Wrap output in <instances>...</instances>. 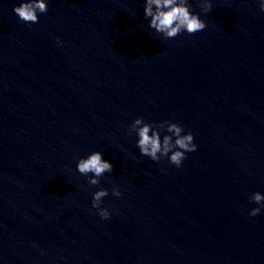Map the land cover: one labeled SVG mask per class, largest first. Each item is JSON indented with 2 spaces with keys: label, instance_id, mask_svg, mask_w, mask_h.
I'll return each mask as SVG.
<instances>
[{
  "label": "water",
  "instance_id": "obj_1",
  "mask_svg": "<svg viewBox=\"0 0 264 264\" xmlns=\"http://www.w3.org/2000/svg\"><path fill=\"white\" fill-rule=\"evenodd\" d=\"M18 3L0 0V264H264V210L248 216L264 193L254 0H212L204 30L167 40L143 0H48L35 24ZM136 117L178 123L196 150L179 168L140 156ZM91 151L113 166L97 185L75 170Z\"/></svg>",
  "mask_w": 264,
  "mask_h": 264
},
{
  "label": "clouds",
  "instance_id": "obj_2",
  "mask_svg": "<svg viewBox=\"0 0 264 264\" xmlns=\"http://www.w3.org/2000/svg\"><path fill=\"white\" fill-rule=\"evenodd\" d=\"M259 12L264 13V0H254ZM48 0H19L12 12L18 20L24 23L35 24L39 15L47 11ZM199 13L193 11L190 0H143V18L147 21V29L159 35L162 39L175 38L180 33L193 35L206 28L201 15L211 11L212 0H195ZM57 46L62 44L59 38L55 41ZM128 130L135 134V148L142 157L152 162H158L167 157L169 164L179 168L186 154L196 150L194 137L190 131L185 132L176 122L164 120L158 124L146 122L136 117L128 126ZM112 164L102 158L100 151H91L75 162V170L86 177L89 185H97L99 178L105 173L112 172ZM109 194V190L100 188L91 193V208L96 210L102 220L108 219L110 212L101 207L102 198ZM111 195L119 198L121 192L118 188L111 189ZM249 202L256 205L248 211V216H256L264 210V193L255 191L248 197Z\"/></svg>",
  "mask_w": 264,
  "mask_h": 264
}]
</instances>
